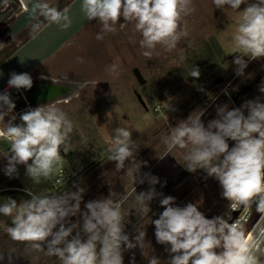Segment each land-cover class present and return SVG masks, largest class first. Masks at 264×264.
I'll return each mask as SVG.
<instances>
[{
    "label": "clouds",
    "instance_id": "1",
    "mask_svg": "<svg viewBox=\"0 0 264 264\" xmlns=\"http://www.w3.org/2000/svg\"><path fill=\"white\" fill-rule=\"evenodd\" d=\"M10 3L11 0H3V6ZM20 3L23 12L29 14L33 36L51 24L62 31L72 26L69 7L58 9L49 0H20ZM212 3L215 8L224 10L228 6L238 13L231 54H237L233 60L237 66L236 75L243 76L248 66L245 57L249 60L264 58V0H212ZM241 5L246 7L238 11ZM194 10L192 0H81V11L87 19L101 25L97 40H102L104 34H114L117 24L121 28L132 24L134 33L141 37L142 55L148 59H152L158 45L169 52L177 47L188 35L184 19ZM77 60L82 62L79 57ZM107 71L118 76L119 66L112 64ZM200 75V69L195 66L189 76L198 79ZM41 79L47 77L42 75ZM87 83L77 85L68 99L79 97V90ZM32 86L29 73L10 74L9 88L20 90ZM259 91L264 93V81ZM62 102L57 100L29 108L19 116L21 123L16 124L17 117L12 114L15 103L8 92L0 94V125H3L0 140L8 144L7 154L3 156L8 161L4 173L9 178L17 174L18 165H24L27 177L34 185H39L50 181L53 173L62 167L61 149L67 154L73 131L72 121L58 107ZM203 115L202 109L194 111L172 127L163 137L165 155L174 149L184 150L183 166L190 172L202 169L218 180L222 196L230 202L233 211L238 206L252 209L255 205V211L264 218V102L256 98L232 110L227 104L219 106L218 118L210 120L207 126L202 121ZM5 117H10L7 122ZM114 133L108 160L116 162V171L125 169V162L131 161L126 175L134 185L143 184L131 131L118 127ZM229 140L235 142L231 148ZM145 175L152 186L148 191L137 194L133 187L119 195V199L110 192L108 197L87 202L83 212V187L74 185L76 191L52 194L27 189L30 199L17 203L9 197L0 205V214L11 217L12 226L7 227V235L12 241L25 244L27 251L56 257L60 264H124V252L137 247L144 256L145 228L136 226L135 235L130 239L125 232L124 205L134 197L136 214L149 216L150 202L158 195L154 186L159 180ZM160 205L164 210L151 223L155 226L157 243L166 245L165 250L170 253L167 264H260L258 253L261 250L254 244L253 236L237 223H229V218H206L197 203L175 206L172 196L163 197ZM69 217L78 219L72 223ZM13 252H8L10 264ZM3 259L4 253L0 254V260ZM160 261L152 255L148 264H160ZM130 264H135L134 255Z\"/></svg>",
    "mask_w": 264,
    "mask_h": 264
},
{
    "label": "rangeland",
    "instance_id": "2",
    "mask_svg": "<svg viewBox=\"0 0 264 264\" xmlns=\"http://www.w3.org/2000/svg\"><path fill=\"white\" fill-rule=\"evenodd\" d=\"M70 1L49 0L58 9H62ZM192 5L195 10L184 19L188 35L182 38L177 47L170 52L158 45L152 59L144 57L142 55L144 49L139 46L140 34L134 33L132 24H128L125 28L117 24L114 34H104L102 40H97L96 35L101 32V25L98 21L91 20L57 52L31 70L32 77L46 68L49 76L56 78L58 74H63L72 82L79 81L82 84L88 82L86 87L79 90V97L71 99L64 97L49 102L64 101L58 104V107L65 111L73 123L68 152L65 154L62 149L61 155L64 158L63 166L71 171L74 178L75 175L80 177L73 184L72 191L77 190L74 185L85 189L81 202L82 212L86 211V208H83L87 202L108 197L110 192L119 199V195L124 194L125 190L131 191L133 187L136 188L137 194L144 189L149 190L152 186L148 183V176L145 174H150L159 180L154 186L155 189L165 185L168 192L176 190L174 198L179 200L177 206L184 207L188 203H197L206 218L224 216L230 202L223 198L219 181L209 177L202 169H197L196 174L185 175L182 171L184 166L177 158L181 149H174L171 154L164 156L166 146L163 137L194 111L201 109L204 111L202 121L207 126L210 120L218 118L219 106L227 104L229 110L239 108L234 104L236 101L227 96L212 101V94L215 91H211L209 85L214 78L222 76L225 84L230 82V93L236 92L238 85L245 81L253 66H259L262 61L249 60L245 57L248 66L244 70V75H236L237 66L233 60L237 54H231V39L236 28L238 13L228 9V6H225L224 10L215 8L212 0H192ZM245 7L246 5H241L238 11H242ZM120 22H124L122 18ZM31 35L29 26L15 39L11 38L10 43L0 50V61ZM78 57L82 62L77 60ZM112 64L119 66L118 76L107 71ZM195 66L201 73L198 79L189 76ZM134 67H137L145 78L143 84L136 80L133 74ZM94 81L97 82L96 86L92 83ZM221 86H217V89ZM205 87H208L209 92L205 93L210 96L205 100L203 98L196 100L197 95ZM133 88L142 95L146 107L138 101L132 92ZM196 101L198 102L193 104L190 110L177 112L178 105L189 108L190 103ZM154 107H157V111H154ZM118 127L131 131V138L138 145L137 153L141 148L150 152L152 147H156L151 153H145L142 163H136L137 166L141 165L139 176L144 179L143 184L134 185L133 180L126 175L127 164L130 161H126V168L120 171H116L115 163L114 166L99 173L101 166L113 163L108 160V150L112 146L114 130ZM156 140V144L152 146ZM228 143L230 148L235 144L232 140ZM7 151V142L0 140V187L17 186L48 194L55 193L60 187L52 186L49 182L34 185L27 177L24 165H18L17 174L9 178L4 173L8 161L3 155L7 154ZM96 173L98 176L94 175ZM206 176L209 177L208 182L197 191L193 190V185L179 183L183 177L202 179ZM74 178L71 180L74 181ZM200 178L196 182L200 183ZM184 193L189 196L185 197ZM9 197L15 199L17 203L30 199L21 191L14 190L5 194L0 191V205ZM132 207H134V197L124 205L125 212ZM77 219L78 217H73L72 223ZM129 222L135 227L138 226L134 224L133 219L132 221L129 219ZM11 223V217L0 214V226L3 230L11 226ZM139 225L142 228L145 223L141 221ZM166 247L157 242L155 245L146 243L142 251L160 259V264H167L170 253L165 250ZM9 251H15L11 254V264H60L56 257L46 256L43 252H29L25 244L10 239L0 249V254L4 253V259L0 260V264H10ZM133 255L136 263V258L142 255L139 247L124 252V264H130Z\"/></svg>",
    "mask_w": 264,
    "mask_h": 264
},
{
    "label": "water",
    "instance_id": "3",
    "mask_svg": "<svg viewBox=\"0 0 264 264\" xmlns=\"http://www.w3.org/2000/svg\"><path fill=\"white\" fill-rule=\"evenodd\" d=\"M18 1L20 2V0ZM65 7H69V15L73 21L72 26L69 29L62 31L56 24L44 27L36 36L31 35L28 37L9 55L0 61V94H3L9 89L8 80L12 72L18 74L30 73L34 67L57 52L66 42L90 22L81 11V0H71L63 8ZM30 22L29 14L24 13L23 10H21L10 25L12 29L11 35H17L28 27ZM133 74L140 84L145 82V78L137 67L133 68ZM221 78L222 77L216 78L215 82H219ZM76 88L77 87L72 84H46L40 85L39 89L23 90H25L27 98L32 103L43 105L56 99L68 97L74 90H76ZM136 96L139 102L146 107L141 94L136 93ZM241 209L242 207L240 206L233 212L232 219L229 220V223L238 215ZM251 235L254 238V244L259 245L261 253H264V219L261 220ZM261 253H258L260 255V264H264V254Z\"/></svg>",
    "mask_w": 264,
    "mask_h": 264
},
{
    "label": "flooded vegetation",
    "instance_id": "4",
    "mask_svg": "<svg viewBox=\"0 0 264 264\" xmlns=\"http://www.w3.org/2000/svg\"><path fill=\"white\" fill-rule=\"evenodd\" d=\"M21 10H22V6H21V3L18 0H11V3L9 5H6V6H3V0H0V50L3 47H5L7 44L10 43L11 37L13 36V35H11L12 34V29H11L10 25L13 22L14 18L21 12ZM24 30H22V31H24ZM21 32H19L17 35H19ZM17 35H15V37ZM47 73H48L47 69L43 68L41 70L40 74H37L35 77H33L32 78L33 79V86L29 90L39 89L40 85H46V84L47 85L48 84H51V85L72 84L75 87H77V85L82 84L79 81H75V82L70 81V79H67L63 74H58L57 77L55 78L53 76H49ZM42 75L47 77V79H41ZM219 77H222V76H218L216 78H219ZM216 78H214V80L209 85L210 90L211 91H215L212 94V99H211L212 101H215L219 97L227 96L230 99H232L233 101L235 100L236 102H234V104L237 105L240 108V107H242V105L246 101L254 100V98L251 95V88L250 87H246V85H244V87H246L244 89V91H241V92H243V94L240 95V90L238 88H239V86H241L245 82L241 83L240 85H238L235 94L232 95L230 93V91H229L230 90V87H229L230 86V82H227L225 84L224 77H222L219 82H215ZM217 86H221V87H219L217 89ZM207 88L208 87H205L203 89V91L199 95H197L196 100L199 101L200 98H203L205 100V99L208 98V96H210V95H208L209 92H208ZM213 88H215V89L213 90ZM132 90H133L132 92H134L135 95H136V93H139L134 88ZM225 90H226L227 95H225ZM205 92H208V93H205ZM141 97H142V95H141ZM198 101H196L194 103H190L189 108H187L188 106L183 108V105H180V106L178 105L177 106V108H178L177 112H186L187 110H190L193 107V104H196ZM194 108H196V105H194ZM154 111H157V107H154ZM167 112H169V109L167 110ZM245 115H247V110L245 111ZM158 139H159V136L157 137V140ZM157 140L152 143V146L156 144ZM136 146L138 147V145H136ZM155 148L152 147V150L153 151L156 150ZM152 150L149 152L147 149L141 148V150L135 156L136 163L137 162H141L142 163L144 161V158H145V153L146 152L151 153ZM180 152L181 153H180L179 157H177V158L179 159L181 165H185V161L182 158L184 150H181ZM163 154L165 155V153H163ZM115 163L116 162L113 161V163L108 164V166L107 165L101 166L102 168L100 169V172L102 173L103 169H106L108 167L114 166ZM128 166H131V161L127 164V167ZM182 171L184 172L185 175H189V174L191 175L192 173H195V174L197 173V171L190 172L185 167L183 168ZM198 178H200V177H183V179L179 180V183L180 184H184V185L188 184L189 186L193 185V190L197 191L198 189H200L203 185H205L208 182V178L209 177L206 176V177H204L202 179L200 178L201 179V180L199 179L200 183L196 182ZM165 188H166V186L164 185V187L156 189V192H157L158 195L156 197H154V199L150 202V203H152V205L150 206L151 211L149 212V216H142L140 214H136V210H135L134 207H132L129 211L125 212V215H124V222L126 224L125 225V232H126V234H129L130 239L135 235V233L133 232L134 229H135V226H133L131 224L132 222L131 223L129 222V219L131 221L133 219V220H135L134 224H136V225H139L141 221L143 223H145L144 227H142V228H145V231H146V238H145L146 243H149L151 245H155L156 244L157 241H156V238H155V226H154V224L151 223V220L158 219L159 215L164 210L161 207V205H160V200L163 197H165V196L174 197L175 193H176V190L168 192V191H166ZM144 191H148V190L144 189L141 192H144ZM184 195H185V197L189 196V195H187V193H184ZM178 201L179 200L175 198V206H177L176 204H177ZM129 212H130V215L128 214ZM144 254H145L144 256L141 255V257L136 258L137 260H136L135 264H148V259H150L151 256H149L148 253H144Z\"/></svg>",
    "mask_w": 264,
    "mask_h": 264
},
{
    "label": "built area",
    "instance_id": "5",
    "mask_svg": "<svg viewBox=\"0 0 264 264\" xmlns=\"http://www.w3.org/2000/svg\"><path fill=\"white\" fill-rule=\"evenodd\" d=\"M5 92H8L10 94L13 102L15 103V108H14L12 114L17 117L16 120L14 121V123H16V124L21 123L19 116L23 112L27 111L29 108H35L37 106H40L38 104L32 103L27 98V94H26L25 90H23V89L17 90L15 88H9ZM225 93H226V90H225ZM9 118L10 117H5V122H7ZM2 126L3 125H0V127H2ZM72 177L73 176H72L71 171H69L65 166H63V163H62V167H60L57 171H55L53 173L51 180L48 182L52 186H62V185L67 184L71 180ZM17 189L27 193V191H26L27 188H17ZM239 207L240 206H238L237 209ZM253 209H255V205H253L252 209H246V208L242 207L241 211L238 213V215L230 223H233V222L237 223L238 225H240L243 228V230L245 232H247L248 229H250V227L252 226V224L260 216V214L257 213L255 210L252 212ZM233 212L234 211L228 205L227 208L225 209V212H224L225 218L232 219Z\"/></svg>",
    "mask_w": 264,
    "mask_h": 264
},
{
    "label": "trees",
    "instance_id": "6",
    "mask_svg": "<svg viewBox=\"0 0 264 264\" xmlns=\"http://www.w3.org/2000/svg\"><path fill=\"white\" fill-rule=\"evenodd\" d=\"M39 19L41 21H43V18L42 17L39 18ZM14 49H16V48H14ZM12 51H10L8 54H6L5 57L7 55H9ZM261 61H262V64H260L259 66H257V67L253 66L252 71L249 73V75L247 76V78H245V81H244L245 83L243 82L244 84H242L241 86H239L238 89L240 90V95H242L243 92H241V91H244V89L246 87H250L251 88V95H252V97L254 99L260 98L261 101L264 102V93H261L259 91V86L261 85V82L264 81V58H261ZM244 85H246V87H244ZM231 94L234 95L235 92H231ZM99 173L101 174V172H99ZM94 175L98 176V173H96ZM73 178L74 177H72V180H73ZM79 178L80 177H76V175H75L74 181L71 180V182L69 181L64 186H60L58 189H56V192L55 193H59V192H62L64 190H70V191H72L73 184L76 183L79 180ZM15 188L17 189V188H22V187L15 186ZM17 190H19V189H17ZM21 192H23V191H21ZM23 193H25V192H23ZM25 194H27V193H25ZM83 209H85V207ZM72 218L73 217H69L68 218L70 222H72ZM11 226H12V223H11ZM9 239L11 240V238L7 235V231L6 230H3V228L0 226V249L2 248V246H4L9 241Z\"/></svg>",
    "mask_w": 264,
    "mask_h": 264
},
{
    "label": "crops",
    "instance_id": "7",
    "mask_svg": "<svg viewBox=\"0 0 264 264\" xmlns=\"http://www.w3.org/2000/svg\"><path fill=\"white\" fill-rule=\"evenodd\" d=\"M14 190H17L16 188H15V186H7V187H3V186H1L0 187V191L2 192V194H5V193H10L11 191H14ZM17 191H20V190H17Z\"/></svg>",
    "mask_w": 264,
    "mask_h": 264
},
{
    "label": "bare ground",
    "instance_id": "8",
    "mask_svg": "<svg viewBox=\"0 0 264 264\" xmlns=\"http://www.w3.org/2000/svg\"><path fill=\"white\" fill-rule=\"evenodd\" d=\"M264 218H261V216L256 220V222L254 224H252L253 226H251V229L249 231L248 234H252L253 231L255 230V228L258 226V224L261 222V220Z\"/></svg>",
    "mask_w": 264,
    "mask_h": 264
}]
</instances>
